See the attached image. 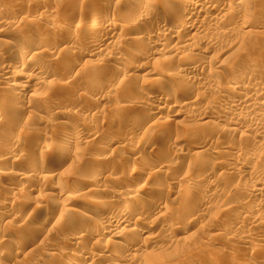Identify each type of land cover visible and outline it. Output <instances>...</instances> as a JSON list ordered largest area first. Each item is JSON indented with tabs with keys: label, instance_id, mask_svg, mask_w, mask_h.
<instances>
[{
	"label": "rangeland",
	"instance_id": "obj_1",
	"mask_svg": "<svg viewBox=\"0 0 264 264\" xmlns=\"http://www.w3.org/2000/svg\"><path fill=\"white\" fill-rule=\"evenodd\" d=\"M75 1L76 0H0V4L4 3L6 5L5 9L1 10L0 12V21H5V20L10 21L11 20L10 22H14V23L16 22L15 23L16 25L13 23V26H11L10 28L7 26L0 25V29L3 31V34L0 35V41H3V42H0V62L1 63L5 62L6 64L11 65L12 67H15L17 65L16 64L18 61L17 59H19L17 55L20 56V54H16V53H18V51L20 52V49L23 50L24 52L26 50H29L28 46L30 45V42L35 41V40H37L35 42L44 41L43 45L46 47L42 46L43 48L41 47V48H38L32 51V53H35L37 55V58L39 55L40 59H36L35 62L33 61L31 62L28 59L27 64L29 65L30 69L39 67L42 70H46L48 73L47 79H49L47 81H51L49 82V84H47V81H46L45 82L46 84H42L40 86L38 85L36 87L38 91H41L40 92L41 96L45 95L46 97L49 98L47 99V103H45L44 105H41L42 107H40V110L31 108V109H27L26 111H24L23 109L24 107L18 108V106L15 103L16 100H13V96L15 99L14 94L18 92L16 88L19 87V85L21 86L24 83L22 78L16 79L15 85L17 86L16 88L13 89L12 93L8 92L9 94H7L5 90L2 89L1 91V88H0V91L3 92V93L0 92V100L3 97L2 95H4V98H5V99H2L3 101L1 100L2 101L1 103L3 106V109H2L3 111L1 113V116L4 118L3 120L5 121V123H7L6 125L4 124L0 126V130H1L0 140L2 139L0 143L1 144L3 143L5 145L6 143L11 142L12 138H14L13 141L18 140V139L21 141V138H19V136L23 134L21 136L22 137L21 142H23V145L26 142L25 143L26 145L24 146L25 149H23V151L25 150L24 152L28 153L27 154L28 157L26 156L28 158V161L32 163H37L40 160L45 159V158L48 159V161H52L51 164L53 165L55 164V166H57L58 172L61 170L60 171L61 173L59 172V175H58L59 178H61L63 174H66L64 176H66L67 178L69 177L75 178V176L79 174L84 175V177L86 178L85 179L82 177L84 180L94 179L95 177L97 179L101 178L97 182L102 181L103 183H105L106 186L102 182H101L102 185L100 184V182L97 183L96 184L97 186L94 188V192L96 191L97 192L96 193L93 192L91 194L92 196L91 197L89 196V201H91L94 204H96L97 202L106 201L105 204L107 205L109 210L117 208V207L130 209L136 205L135 203L136 200L138 201L141 200L140 198H142L143 200L151 199L152 202L154 201V203H156L155 206L156 208H158L157 209L158 213L157 212L151 213V215L149 214V219L147 218L148 220H150L148 221V223H151L150 225L151 229L149 230L150 236H154V235L161 236V233L163 231H166L169 226H172V224H176V225L178 224L177 226L180 227L179 230L173 231V232L167 231L165 232L166 239L164 240L160 239L161 241L159 240L160 243H158V246L162 248L163 250L162 252L164 253L161 256V258L160 256H158V255H161L160 254L161 250L159 247H157V245L152 246L151 244L143 243L142 238H139L141 239L140 241L141 243H140L139 239H136V237H133L132 235H130L129 238H126L127 240L125 239L123 243L139 246L138 248L139 253L137 256L132 255L131 259L128 257L127 258L125 257L126 259H128L129 262H136L137 260L138 264H157L158 259H160L162 261L161 263L163 264H172V263L174 264V262H176L175 264H177L178 263L177 260L178 261L180 260L178 264H200V263L206 264L207 263L206 261L208 260L209 256H212L216 252L222 250V251H225V255L223 256V258L221 257V259H219L220 257H216L217 260L213 261L212 262L213 264H264V248L261 247L260 245L261 239L264 238V234H263L264 224L261 221L260 222L263 225H261V223L259 225H254L250 223L251 218H255V220H262L263 214H264V210L262 207L264 203V197L263 196H260L257 198L252 197L248 192V190L252 189L251 188L252 184L250 183L248 184V181H247V179L249 180L250 178L249 175H252L254 173L264 172V165H263L264 163H262L264 162V158H263L264 155L262 152H260V150L255 149V146H253L252 142L254 141V138L252 134L246 131L243 128L244 126L242 127L244 121H241L239 125L240 128L239 127L236 128V131L238 129L240 133L233 132L235 134L234 135L233 133L231 134L227 132V128H228V126L226 125L227 120L230 119V116L232 115L227 114V113L226 114L218 113L219 111L216 109V107L214 108V105L217 106L216 103L219 102V99L218 98L215 99L216 97L213 96V93H215V91H217L218 88H221L224 85V82H227V83L233 82L235 79L239 77H243L244 81L247 84L254 86L255 88H260V87L264 88V63H263L264 62V0H247V3L245 7L243 8L245 11L242 9L243 13L240 11L239 12L240 14L236 13L235 14L236 16L233 15L236 18L235 17L233 18L232 14L228 15L230 13L228 14L225 13L226 12L225 9L223 10V7L227 6L228 4L230 5L232 1L214 0V5H216L217 2L218 4L215 6V9L213 8L212 10L208 11L209 13H207V15L214 16L218 18L220 21L221 20L222 21L215 27H212V29H210L207 33L199 35V39L196 41V45L198 49L201 50V52L203 51V53L197 52L198 50L197 48H195L196 51L193 49L194 51L192 50V52L191 51L188 52V55L192 54L189 56L190 60L196 59L197 63L200 64L199 65L200 68L196 71L199 74L195 72V74L193 75L194 77H196L197 75V78L195 79H199V77H208L206 76V74L210 75L212 74V72L218 74L216 75L218 76L217 79L220 77L219 80H215L212 82L209 81L208 83L205 82L206 81L205 80L204 81L205 83L203 84H199L197 80H195L192 77H188V75H187L188 78L186 77L188 81L187 79L186 80L179 79L177 81V78L175 79V77H173L174 75L175 76L181 75V74L184 75L183 72L180 71L182 70L181 67L183 65L180 60H179L180 62L178 61V59L180 58L173 57L172 59V57H170L172 55L167 57L169 54H164L161 57H158V56L153 57L152 53L154 50L150 48L148 49V47L144 44V42L142 44V47L145 48V50L142 49L141 46H137L138 49L142 50V52L140 51L141 54H135V56L134 57L131 56V58L127 57L128 59L126 58V61L123 62L121 65L112 64V62H110L109 64L110 66H106L103 64V66H101L103 68L101 69L100 67L101 70L99 69L101 72L98 71L95 74H92L94 76V75H98L102 73L101 75L103 76V73H106V71H108L106 73L107 75L105 74L102 77V80L100 78H96L92 80V82L90 83L88 82L84 84V82H79L80 79H82L81 81H83V79L87 77L86 75L88 72H90L89 70L91 69L89 63L93 59L84 57L83 55H81V53H83L82 51L79 53V51L75 50L74 46H72L69 42H67L65 34L63 33L59 34L57 32V34L53 33L52 35L50 32V34L52 35L50 36L48 34V30H50L48 29L49 28L47 26L48 24L47 25L45 24L46 19L60 14L61 11L66 10V8H69V5L73 4ZM106 1L113 2V0H88V2L87 0H81V2L80 0H77L75 3L76 4L78 3L77 4L78 6L81 5L80 6L81 8L84 6L83 8H86L92 14L94 12L93 16L97 17V19L99 18L102 20L103 19L104 20H110V19L116 20L118 16L121 19H123L122 17H126L127 14L124 15L125 13H123L122 10H124V7L127 8V6L131 5L129 0L126 1L125 4L124 2L123 4L122 3L117 4L118 5L117 8H116L117 5L116 6L112 5L111 7H109V5L107 4L108 5L107 6L105 4ZM163 1L164 0H139L138 2L140 4L139 6H143V7L145 6L147 9H149V7L152 8V6L156 7L157 5H160L162 7V5L164 4L166 8H164V15L162 19L163 21L161 23H163V28L165 29L163 30L156 29L154 27V25L156 26L155 23L150 25V27L143 26V25L139 26L138 24H136L137 27L135 25L134 27H132L135 33L145 31L146 33H148V35H150L149 37H151V39L156 38L157 40L162 38L161 35L163 33H164L162 35L163 37H167L168 33L170 34V32L168 31L170 29L169 28L167 29V27L168 25L170 26V23H171V26L174 27L179 22V19L176 18L177 17L176 15L178 14L177 13L178 9L174 4H170V3L168 4V2L167 4H165L166 1H164V3H161ZM82 3H83V6H82ZM108 7H109V10H107ZM193 8L194 10L198 9L197 7H193ZM225 8H228V6ZM200 10H203V9H200ZM174 15H175V18H174ZM244 16H253V17L256 16L254 17L255 19L254 24L251 25L250 27L245 28L243 31H241L242 34H240L241 33L240 31L238 34V31H237V34L230 36V37L229 36L227 37L226 35L225 36L222 35L223 31H228V30L234 31L235 28L238 30V28L241 26V20L244 18ZM120 18L117 19L118 24L124 27L128 26V24H126L125 21L120 20ZM42 20H44L45 22H43ZM78 20L79 19H77L75 22L69 21L70 24L66 22V25L73 26L74 24H77ZM123 20H126V19H123ZM197 21L198 23L206 24L205 23L206 20H204L203 17L197 18ZM116 31H117L116 33H118V30ZM160 31L161 33L163 31V33L161 34ZM157 33L161 35H158ZM30 37L31 38L33 37L34 40L30 39ZM113 39H114V35L109 38V40L111 41ZM207 39H212L211 40L212 43L210 46L209 44L206 45ZM11 42L14 43L13 46L14 47L16 46L17 48H14L13 46H11L13 47V49L9 48L10 49L9 50L8 43H11ZM168 44L171 45L170 43ZM70 46H72L73 49H69L68 47ZM62 48L63 49L67 48L69 49L68 52L70 53L72 52V53L71 54L69 53L70 55H68V53L64 51ZM124 48L126 47L124 46V44H122L121 50H124ZM14 50H16V52ZM3 51L5 53L9 51L8 52L9 54H3ZM97 58L100 59V57H97ZM168 58L169 60H167ZM174 59H176L177 61ZM37 60L40 63L36 62ZM196 61H194V63ZM43 63L47 64L46 69H45V64ZM201 66L203 67L200 72L199 70L201 69ZM105 67H108L107 68L108 70L106 69L104 71ZM85 69H88V70L85 71ZM109 69L112 72H110ZM178 72H181V73H178ZM9 73L10 71H8L5 76H9L8 75ZM30 75L33 76L32 73ZM106 76H108V78H106ZM169 76L170 78H168ZM171 77L174 79H172ZM109 79L110 81H112L113 84L112 86L107 87V83L109 81L107 82L103 80H109ZM65 80L67 81L70 80L68 83H70L71 81H73L71 83L78 81V83H81L80 85H82L83 88L85 89L81 90L82 91V92L80 91L81 93L80 92L72 93L70 89L60 90L59 88H57L55 83L57 81L62 82ZM173 80H176V81L174 82ZM191 81L193 84L191 83ZM176 82L177 84L175 85ZM182 83H184L185 85H188L187 93L183 92L182 95L177 96L176 98L177 102H179L180 104H184V103L186 104L187 102L194 100L195 96H198L197 101H199L198 102L199 105H201V107L202 106L205 107L206 109H204L203 107H202L203 109H200V108H195V109L193 108L191 110L184 109V111L180 110V112L174 113V114H178L175 116L172 113H169V116L172 114V116L168 118V120L171 119L170 121L167 120L165 124L162 123L161 125L160 124L157 125L156 126L157 128L150 126L153 120L152 118L154 116H157L155 115V110H154V107L157 104V101H155L156 100L155 98H159L160 95L169 86L173 87V85L175 86L178 85L181 87L182 85V87H184V84ZM50 85L51 86L54 85V87H51ZM36 93H39V92H36ZM201 93L203 95H201ZM28 94L30 95L31 92H29ZM121 94L124 96V98ZM129 95H130V98H129ZM9 99L11 101H9ZM225 99L227 98H224V100L220 99V101L221 100L225 101ZM35 100L36 99H34L33 102H30L31 105L32 104L35 105L36 103ZM13 101L15 104L13 103ZM25 101L28 103L27 100ZM136 102H138V106ZM54 103L56 105L58 104V106H60L61 108V113H62L61 117L63 120L67 121L68 123L67 125L68 128L66 127L67 130L66 128H61V127L59 128V126L57 127V125L55 126V124L53 125L54 122L52 121H54L55 118L60 116V115L58 116L54 115L55 113L53 112L54 110L53 107H55L53 106ZM5 104H7L8 106L10 105V107L13 105L12 107L14 109L17 106L19 110L17 109L14 110L12 107L8 108V106L6 107ZM115 108H119L121 113L118 115L119 117L117 120L119 121L116 120L117 123L115 122L114 129L110 131L96 130V128H98V125L101 122L105 121L108 118V114H111V112H113ZM207 108L212 109V111L214 112L216 111L218 112L214 113L213 115L212 114L210 115L211 112L208 113L210 110ZM203 112L204 113L206 112L207 116H210L209 117L211 118L210 125H207L204 123V120L201 117V115L205 116L203 115L204 114ZM243 112H246L245 117H247V113H248L249 114L248 118L252 119V121L258 124V126L261 128L260 134L257 140H259V142H262V144H264V124L262 123V121L260 122L258 120V117L256 115L251 114L252 112L250 111H243ZM261 112L264 114V108L262 109ZM218 114L220 116H218ZM79 118L81 119L79 120ZM84 122H86L87 124H85ZM13 125H14V128H13ZM165 126L168 130L165 128ZM87 130L89 132L92 130L94 131L93 133L95 132L97 133L99 131V134H97L98 138L97 137H95L96 139L90 138L91 139L90 141L88 139L89 141L87 145L88 147L87 146L80 147L78 148L79 150H77L76 152H74L75 150L72 151L70 149L69 155L67 156L66 159L64 160L62 159L63 161H59L60 159L58 157H55V153L50 151L53 146L54 147L57 145L60 146V144L63 145V141L61 142V139L64 140L65 137L74 136V133L77 134V132L79 131L81 133H84V132L86 133L88 132ZM167 132H170V134H168ZM117 135H120V136L117 137ZM125 135L127 136L128 139L130 138L128 144H125L123 141H121V139H123V136L125 137ZM111 137H113L112 141H111ZM3 140L4 141L6 140L5 141L6 143ZM27 141L29 144H30V141L32 143L28 147H27V144H28ZM146 141H147V144L145 145ZM43 142L46 146L51 147L49 148V150L47 149L48 151L46 150V148L44 149V147L37 145L38 143L43 144ZM108 142L110 144L109 147L107 146ZM1 144H0V147L3 145ZM203 147L204 149L215 148L214 150L217 152L216 155H213V157L212 156L210 157L208 155H203V154L201 156L193 155V152H195V149L202 148L201 150H203ZM248 149H251V152L250 153L248 152L250 155H248V153L246 154ZM71 154L72 156H70ZM100 154L101 155L105 154L104 160L108 159L109 161L105 163L106 161L104 162V160H97V162L95 163L97 164V167H96V165L93 164L92 162H94L96 158H99L98 155ZM13 156L14 155L9 156V157L6 156V158L5 157L3 158L1 156V158L5 159V161H4V165L2 164L0 165L1 167L0 171H3L6 169L8 170V172L13 171V170L14 172H16L17 169L15 170L14 166L15 168L19 166L18 170L20 169L19 164L20 163L22 164L23 161L21 162L19 161L20 163H17L16 161L17 159L15 160V158L17 157L15 156L13 157ZM257 156H258V159H257ZM255 160L257 161L258 166L253 163L255 162ZM13 161H16L14 166H12ZM28 161L24 160L23 163L27 164ZM88 162H90V164H93V165H90ZM259 162L261 163L260 165H259ZM148 163L150 166H157V165L163 164V166L165 167L167 166L168 169L167 170L163 169L164 172H162L160 176L157 175L154 179L155 181L148 182L146 181V179L149 178L150 176V170H149L150 168H148L147 166ZM254 165H256V167ZM261 165L263 166V168L260 167ZM227 166H232V167L234 166L233 168L234 173L226 172L224 169ZM188 169H190L191 171ZM86 171L87 173H85ZM88 172L89 174L90 173L91 174L89 175ZM106 176L109 178H107ZM110 177L113 179V182ZM0 178L1 180L6 179L2 176ZM56 178L59 179L58 177ZM104 178L106 181L104 180ZM249 182H251V180H249ZM31 184L30 182H27V184L24 185L26 186L24 188L28 192L23 190L22 195H20L19 193V198L22 196L21 201L25 202L23 203L24 204L23 206L22 204H19V203L12 204L13 202L11 203L10 198L8 199L9 192H12V190H14L15 188L16 189L19 188L18 184L15 181H13L12 177L11 178L9 177L8 180H5V182L2 183L0 186V199H1L0 204L2 205V209L4 210L1 215V219H0V226H1L0 232H2L3 229H5L3 228L4 226L7 228L5 229V231H7L8 228L11 229V230L9 229L11 239L7 241V243L6 242L1 243L2 245L0 246V254L4 256L3 257L4 262L2 261V263L4 264H61L60 260L64 258L63 255H66V252H67V249L64 248L63 243L65 240H67L70 237V235L72 234V231H74L75 229L72 227L71 221L73 217H72V214H70L71 211L69 212V208L77 209L79 200H76L78 202L75 203V205L70 206L69 208H67L66 206L57 205L54 202L52 203L50 200L44 201V199L41 200L43 198L42 196H38V194H36V188L34 187L33 184H32L33 186ZM207 184L208 186H206ZM190 186L195 188L193 190L194 193H191L190 194L191 197L190 195L188 196L189 200L187 199L185 205L181 204L182 205L181 206L179 203L176 202V198L178 197V195L184 192L187 188H190ZM12 187L14 189H12ZM43 187H45L43 188V190H46L47 187L46 186H43ZM102 187L106 189L109 188L110 190H114L112 192H115V191L116 192L105 194L108 196L107 197L104 194H101L102 192H99L100 189H103ZM125 188H128V189L131 188L130 189L131 191H129L127 195L126 193L123 192V189ZM95 189L97 190L95 191ZM123 194H125L126 196ZM208 194L209 195L211 194L212 196L215 194L216 195L214 197L215 199L213 201H210L211 197L208 196ZM100 195H103V197ZM206 195L207 197H204ZM202 197H204V199L205 198L207 199L210 197L209 198L210 202L209 201L207 202V204L209 203L210 206H207V204H205L204 205L205 207L202 208V207H199V205L196 202H194V201L198 202L199 200L202 199ZM104 199L105 201H103ZM80 200H83V199H80ZM26 201H27L28 209L26 208ZM65 203L66 202H64V204ZM36 205H38V210L35 212L33 208ZM157 205L159 206L157 207ZM227 206L231 209V212L229 211L230 212L229 214L224 215L222 214L221 209ZM9 207L18 208V210L14 212L13 214L8 215L6 210L9 209ZM168 208L171 210H175L176 213L174 216H171L172 215L171 212H174V211H170ZM79 211H80V208H79ZM245 211L248 212V214L246 212V214L248 215L247 218H244L242 214V212H245ZM165 212H168L166 213L167 215L165 214ZM21 213L23 214V216ZM162 214L164 217H162ZM190 215L192 218L190 217ZM192 215H194L195 217H193ZM21 217L23 218L21 219ZM27 220L30 221L31 225L34 223L35 225L37 224L39 228H37V225H36L37 230L35 229L34 230L35 232L34 231L31 232V234H28L29 231H27L26 229L20 230L19 232L18 231L13 232V230L16 228L17 224L19 223L18 221L25 222ZM88 222L90 221L85 220L84 222L85 225H87ZM152 223H155V224H152ZM250 224L252 225L253 228L251 227ZM257 226H259V228ZM12 227L13 228L15 227V228L13 229ZM77 229L78 231L81 230L79 228ZM77 229L75 230L77 231ZM219 230L225 231V233H227L225 234L228 238V239L226 238L227 241H225L226 239H220V238L217 239V237H213L214 233L219 232ZM20 232L22 234H19ZM96 232H97L96 230H93L92 231L93 236L91 235L89 238L95 239ZM189 233L195 234V235L193 234L194 235L193 239L188 238L187 235ZM28 236L30 239L28 238ZM18 237L19 239L21 238L23 239L24 237H26L24 239H26L27 242H30V243H27L28 247H24V245L23 247H21V245L20 247L19 245L13 246V244H15L14 240ZM89 238L84 239V241H81L78 244V246H76L83 254L91 251L92 241ZM169 241H171L172 244L169 243ZM9 242H11L12 244ZM226 242L229 243L230 245H228ZM240 242H243L244 244ZM225 243L228 245L229 248L226 246ZM39 246L43 250H41ZM57 246L58 248L60 247V249L61 248L63 249V255H61L60 257L52 256L51 258H48V259L41 258V260H40V257L38 258L36 249L47 253V251L45 250L49 251V249L51 250L53 249V247L56 248ZM11 248L14 250H12ZM113 248L117 249L118 251L117 252L118 254H116V250H115V254H116L115 257H117V255H119L120 257L121 255L125 254L123 248L121 247H119L120 249L116 247H113ZM157 248H159V250ZM98 249L100 248H96V250ZM226 252H227V255H226ZM86 255L87 254H84V256ZM155 255L158 256L159 258L157 257L156 259L157 261L155 260L157 263L156 262L152 263L151 259L152 260L153 258L155 259V257H153ZM187 257L189 258L187 259ZM25 258L26 259L28 258V259L26 260ZM195 258L197 260L200 259L198 260L200 262L197 263L198 261ZM89 259L90 258L88 257L86 263L97 264L99 262H102L101 260H97L98 261L97 262L96 260H91V259L89 260Z\"/></svg>",
	"mask_w": 264,
	"mask_h": 264
},
{
	"label": "bare ground",
	"instance_id": "obj_2",
	"mask_svg": "<svg viewBox=\"0 0 264 264\" xmlns=\"http://www.w3.org/2000/svg\"><path fill=\"white\" fill-rule=\"evenodd\" d=\"M77 1V0H76ZM75 1V2H76ZM128 1V0H113V2H110V1H106V5L108 4L109 7H111L112 5L116 6L117 4H125V2ZM130 1V4L129 6H127V8L124 7V10H122L123 13H125L124 15H126V17H122L123 19H126V20H123L121 19L119 16L118 18H120V20L122 21H125L126 24H128V26L124 27V26H120L118 24V21L117 19L115 20H102V19H97V17H94V12L93 14L91 12H89L86 8H83V3H82V8L80 6H78L75 2L71 5H69V8H66V10H63L61 11L60 14L56 15V16H52L48 19H46L45 21L42 20L43 22H45V24L49 27L48 29V34L50 36L53 35V33H56L57 32L60 34V33H63L66 35V40L67 42H69L72 46H74V49L79 51V53L82 51L83 53H81V55H83L84 57H88V58H91L93 60H91V64L89 63L91 69L89 70L90 72L87 73V77L83 79V81H81L82 79H80L79 82H84L85 83H90L92 82V80L96 79V78H100L102 80V77L108 72L106 71V73H103V76L101 75L102 73L98 74V75H92V74H95L96 72H101L100 70L103 68L101 66L106 65V66H110V62H112V64H116V65H121L123 62L126 61V58L127 57H130L131 56H135V54H141L140 51L142 52L141 49H138L137 46H141L142 47V44L144 42V44L148 47V49H153V53H152V56H158V57H161L162 55L164 54H169L167 57H173L174 58H180L178 59V61L180 60L181 63L183 64L181 69L180 70L181 72H183L184 75H177V76H173L175 77V79L177 78V81L179 79H187L188 77H192V78H197V75L196 77H194L193 75L195 74V72L200 68L199 67V63H197L196 59L190 60V55H188V52H192V50L194 49L196 51L195 48L198 49L197 45H196V41L199 39V35L201 34H204V33H207L210 29H212V27H215L216 25H218L221 21L214 17V16H208L207 13H209L208 11L212 10L213 8L215 9V6L214 5V0H164L166 1L165 4H174L177 9H178V14L176 15L179 19V22L176 24V26H171V23H170V26L168 25L167 29L169 28L170 30H168L170 32V34L166 33L167 34V37H163L162 35L164 34L163 31L161 33L162 34H158V35H161L162 38H160L159 40H157L156 38H152L149 37L150 35H148V33H146L145 31H141V32H138V33H135L133 31V28L134 25L136 26V24H138L139 26L140 25H143V26H149L152 25L153 23L156 24V26L154 25V27L158 30H163L165 28H163V23H161L163 20V15H164V8H166V6L162 5V7L160 5H157L156 7L155 6H152V8L149 7V9H147L145 6V8L143 6H139V0H129ZM161 2V3H164ZM225 1V0H224ZM232 1V3H230V5L228 4V8H225L227 6H224L223 7V10L225 9V13H230L228 15H235L236 13H239L240 11L242 12V9L245 7L246 3H247V0H230ZM229 1V2H230ZM81 2V0H80ZM85 2V1H84ZM88 2V0H87ZM96 2V1H95ZM103 2V1H102ZM110 2V3H109ZM220 2V1H219ZM112 3V4H111ZM221 3V2H220ZM226 3V2H225ZM105 5V6H106ZM107 5V6H108ZM220 5V4H219ZM223 5V4H222ZM104 6V7H105ZM171 6V5H169ZM6 5L4 3H1L0 4V12L1 10L5 9ZM109 7L107 10H109ZM118 7V5L116 6V8ZM123 7V6H122ZM173 7V6H172ZM171 7V8H172ZM193 7H197L198 9L194 10ZM101 8V7H100ZM96 9V8H95ZM168 9V8H167ZM175 9V8H174ZM200 9H203V10H200ZM247 9V8H246ZM97 10V9H96ZM115 10V9H114ZM118 10V9H117ZM173 10V9H172ZM171 10V11H172ZM222 10V11H223ZM244 10V9H243ZM261 10V9H260ZM88 11V12H87ZM91 11V10H90ZM170 11V13H171ZM175 11V10H174ZM245 11V10H244ZM103 12V11H102ZM119 12V11H118ZM166 12V11H165ZM257 12V11H256ZM255 12V14H256ZM55 13V12H54ZM121 13V11H120ZM243 13V12H242ZM100 14V13H99ZM98 14V15H99ZM114 14V13H113ZM118 14V13H117ZM166 14V13H165ZM168 14V13H167ZM226 14V16H227ZM240 14V13H239ZM123 15V16H124ZM84 16V17H83ZM207 16V17H206ZM223 16V15H222ZM225 16V17H226ZM231 16V17H232ZM236 16V15H235ZM233 16V18L235 17ZM114 17V16H113ZM200 17H203L206 24L204 23H198L197 21V18H200ZM238 17V15H237ZM256 17V16H254ZM253 16H244V18L241 20V26L238 28V30L234 29V31L232 30H228V31H223L222 32V35H226L227 37L229 36H233L235 34H237V31H238V34H239V31H243L245 28L247 27H250L251 25L254 24L255 22V19H254ZM174 18H175V15H174ZM236 18V17H235ZM260 18V17H258ZM11 19V18H10ZM77 19L78 22L77 24H74L73 26H68L66 25V22L69 23V21L71 22H75ZM109 19V18H108ZM176 19V20H178ZM202 19V18H201ZM260 20V19H258ZM9 21V20H8ZM8 21H0V25H3V26H7V27H11L13 26V23L14 22H8ZM123 22V23H125ZM203 22V21H202ZM16 23V22H15ZM14 23V24H15ZM161 23V24H160ZM24 24V23H23ZM40 24V23H38ZM70 24V23H69ZM168 24V23H167ZM16 25V24H15ZM29 25V24H28ZM34 25V24H33ZM166 25V23H165ZM32 26V25H31ZM37 26V25H36ZM81 27V28H79ZM137 27V26H136ZM152 27V26H151ZM45 28V27H44ZM116 28V29H115ZM131 28V29H130ZM80 29V30H78ZM135 29V28H134ZM143 29V28H142ZM47 30V29H46ZM118 30V33H116ZM39 32V31H37ZM44 32V31H43ZM51 32V34H50ZM134 32V33H133ZM192 32V33H191ZM23 33V32H22ZM45 33V32H44ZM3 34V31L0 29V35ZM55 34V35H56ZM242 34V32L240 33ZM21 35V34H20ZM24 35V34H23ZM36 35V34H35ZM48 35V36H49ZM114 35V39L111 41L109 40L110 37H112ZM155 35V34H154ZM47 36V37H48ZM188 36V37H187ZM65 37V36H64ZM36 38V37H35ZM206 38V37H205ZM209 38V37H208ZM30 39L34 40L33 37ZM49 39V38H47ZM53 39V38H52ZM202 39V38H201ZM31 40V41H32ZM209 40V42H208ZM211 40L212 39H207V44H209V46L211 45ZM37 41V40H35ZM35 41H32L30 42V45L28 46L29 50H26L23 52V50L20 49V52L18 51V53L16 54H20L17 55L19 57V59H17V65L15 67H12L11 65H8L6 64L5 62H0V88H1V91L2 89L6 91L7 94L9 93H12L13 89L16 88L17 85H15V81L16 79L18 78H22V80L24 81V83L19 87L16 88V90H18V92H16L15 95V99H14V96H13V100H16L15 103L16 105L19 107H24V111H26L27 109H39L40 110V107H42L41 105H44L45 103H47V99H49L48 97H46L45 95L44 96H41L40 92L41 91H38V89L36 88L38 85H42V84H46L45 82L49 79H47V71L46 70H42L41 68L39 67H35L34 69H30L29 68V65L27 64L28 63V59L29 61H33L35 62L36 59H40L39 58V55H38V58H37V55L35 53H32V51L38 49V48H41L42 46L43 47H46L44 46V41H41V42H35ZM63 41V39H62ZM61 41V43H62ZM204 41V40H203ZM0 42H3V41H0ZM17 43V42H16ZM168 43H170L171 45H169ZM204 43V42H203ZM9 46H8V49L9 48H12L13 49V45L14 43H8ZM18 44V43H17ZM16 44V45H17ZM47 44V43H46ZM45 44V45H46ZM51 44V43H50ZM122 44H124V46L126 48H124V50H121V47H122ZM245 44V43H244ZM58 45V44H57ZM13 46V47H11ZM72 46L68 47L69 49H73ZM42 47V48H43ZM48 47V46H47ZM55 47V46H54ZM59 47V46H58ZM140 47V48H141ZM14 48H17L16 46ZM56 48V47H55ZM60 48V47H59ZM58 48V49H59ZM11 49V50H12ZM63 49V48H62ZM69 49H63L64 51H66L68 53V55H70L71 53L68 52ZM142 49L145 50V48L142 47ZM147 49V50H148ZM189 49V50H188ZM10 50V49H9ZM17 50V49H16ZM16 50H14L16 52ZM73 50V51H75ZM143 50V52H144ZM193 50V51H194ZM13 51V52H14ZM61 51V49H60ZM151 51V50H150ZM7 52V51H6ZM9 52V51H8ZM5 53L3 51V54H9V53ZM11 52V51H10ZM59 52V51H58ZM147 52V51H146ZM187 52V53H185ZM197 52L199 53H203V51L201 52L200 49L197 50ZM70 53V54H69ZM185 53V54H184ZM205 53V52H204ZM14 54V53H13ZM145 54V53H144ZM143 54V55H144ZM73 55V54H72ZM200 55V54H199ZM2 56V55H1ZM5 56V55H4ZM16 56V55H15ZM64 56V55H63ZM141 56V55H140ZM139 56V57H140ZM97 57H100L97 58ZM194 57V56H193ZM197 57V56H196ZM10 58V57H9ZM15 58V57H14ZM13 58V60H14ZM96 58V59H94ZM211 58V57H210ZM128 59V58H127ZM44 60V59H43ZM48 60V59H47ZM164 60V59H163ZM162 60V61H163ZM169 60V58L167 59ZM171 60V58H170ZM176 60V59H174ZM252 60V59H251ZM40 61V60H39ZM87 61V60H86ZM177 61V60H176ZM179 61V62H180ZM190 61V62H189ZM194 61H196L195 64ZM38 62V60L36 61ZM45 62V61H44ZM175 62V61H174ZM40 63V62H38ZM264 63V62H263ZM45 64V69L47 68V64L46 63H43ZM87 64V63H86ZM256 64V63H255ZM259 64V63H258ZM37 65V64H36ZM41 65V64H40ZM84 65V64H83ZM88 65V64H87ZM168 65V64H167ZM165 65V66H167ZM260 65V64H259ZM14 66V65H13ZM113 66V65H112ZM34 67V66H33ZM101 67V69H100ZM202 67L201 66V69L199 70L201 72L202 70ZM232 67V65H231ZM87 68V67H86ZM108 67H105L104 68V71L107 69ZM176 68V67H175ZM100 69V70H99ZM111 69V68H110ZM109 69L110 72H112L111 70ZM174 69V68H173ZM180 69V68H179ZM205 69V68H204ZM232 69V68H231ZM88 70V69H85V71ZM108 70V69H107ZM115 70V69H114ZM10 71V73L8 74L9 76H5L7 74V72ZM103 71V70H102ZM103 71V72H104ZM30 72V73H29ZM181 72H178V73H181ZM33 74L30 75V74ZM85 73V72H84ZM197 73V72H196ZM218 73V72H217ZM111 74V73H110ZM199 74V73H197ZM222 74V73H220ZM240 74V73H239ZM107 75V74H106ZM109 75V73H108ZM149 75V74H148ZM188 75V77H187ZM218 74L212 72V74H206V76L208 77H199V79H195L197 80V82L199 84H203L205 82H209V81H215V80H219V78L217 79L218 76H216ZM4 76V77H3ZM50 76V75H49ZM48 76V78H49ZM80 76V75H79ZM113 76V75H112ZM81 77V76H80ZM180 77V78H179ZM187 77V78H186ZM34 78V79H33ZM79 78V77H78ZM106 78H108V76H106ZM113 78V77H112ZM170 78V76L168 77ZM172 78V77H171ZM224 78V77H223ZM104 79V78H103ZM174 79V78H172ZM193 79V80H194ZM182 80V81H183ZM206 80V81H205ZM61 81V80H60ZM56 82L55 85L57 86V88H59L60 90L61 89H70L73 92L77 93V92H80L81 90H84L85 88H83L82 85H80L81 83H78V81L74 82V83H71L73 81H71L70 83H68L70 80H65V81H62V82ZM67 81V82H66ZM86 81V82H85ZM99 81V80H98ZM103 81H109L107 83V87L108 86H112V81L109 80H103ZM174 82L176 80H173ZM188 81V79H187ZM205 81V82H204ZM49 82L51 81H47V84H49ZM54 82V81H53ZM52 82V84H53ZM96 82V81H95ZM102 82V81H101ZM196 82V81H195ZM194 82V83H195ZM185 83V82H184ZM182 83V84H184ZM190 83V82H189ZM192 83V81H191ZM177 84V82L175 83V85ZM193 84V83H192ZM191 84V85H192ZM221 84V83H220ZM87 85V84H86ZM93 85V84H92ZM100 85V84H99ZM173 85V87H168L161 95L159 98H155L157 101V104L155 105L154 107V110H155V115L157 116H154L152 119V122L150 124V126H153V127H156L157 125H161L162 123L165 124V122H167L168 118H170V116H172V114L175 116V115H178V114H174V113H178L181 111H184V109H195V108H200V109H206L205 107H201V105H199V101L198 100V96H195V99L194 100H191L190 102H187L186 104H180L179 102H177L176 98L177 96H180L183 94V92H186L187 93V89H188V85H185L184 84V87H181L180 86H175ZM190 85V84H189ZM212 85V84H211ZM51 86V85H50ZM194 86V85H193ZM49 87V85H48ZM51 87H54L51 86ZM85 87V86H84ZM190 87V86H189ZM221 87V86H220ZM47 88V87H46ZM83 88V89H82ZM96 88V87H95ZM190 89V88H189ZM44 90V89H43ZM52 90V89H51ZM92 90V89H91ZM126 90V89H125ZM129 90V89H128ZM131 90V89H130ZM211 90V89H210ZM0 91V92H1ZM4 91V93H5ZM15 91V90H14ZM46 91V90H45ZM103 91V90H102ZM118 91V90H117ZM116 91V92H117ZM189 91V90H188ZM9 92V93H8ZM31 92V94L29 95L28 93ZM36 92H39V93H36ZM82 92V91H81ZM80 92V93H81ZM110 92V90H109ZM3 93V92H1ZM43 93V91H42ZM97 93V92H96ZM133 93V92H132ZM99 94V93H98ZM28 95V96H27ZM43 95V94H42ZM47 95V94H46ZM68 95V94H67ZM84 95V94H83ZM114 95V94H113ZM122 95V94H121ZM135 95V94H134ZM157 95V94H156ZM201 95H203L201 93ZM3 97L1 98L2 99H5L4 98V95H2ZM6 96V95H5ZM9 96V95H8ZM82 96V94H81ZM123 96V95H122ZM213 96L216 97L215 99H219V102L216 103L217 106L214 105V108L216 107V109L219 111H216L218 113H227V114H230L232 116H230V119L227 120V132L229 133H240L237 129L236 131V128L239 127L241 121H244L242 127L248 131L249 133L252 134L253 138H254V141L252 142L253 143V146H255V149H258L260 150V152L263 153L264 155V144H262V142H259L258 139V136L260 134V130L261 128L258 126V124L254 123V121H252V119L248 118V113H247V117L246 116V112H243V111H250L252 112L251 114L253 115H256L258 117V120L264 124V114L261 112L262 109L264 108V88H255L254 86H251L249 84H247L245 81H244V78L243 77H239L237 79H235L233 82H224V85L221 87V88H218L217 91H215V93H213ZM26 97V98H25ZM127 97V96H126ZM7 98V97H6ZM124 98V96H123ZM129 98H130V95H129ZM224 98H227L225 99V101H222L224 100ZM36 99V103L34 106L31 105L30 102H33V100ZM103 99V97H102ZM220 99H222L220 101ZM0 100V126L1 125H6L7 123H5V121L3 120L4 118L1 116V113H2V109H3V106H2V101ZM27 100L28 103L25 101ZM214 100V99H213ZM9 101H11L9 99ZM8 101V102H9ZM201 101V100H200ZM217 101V100H216ZM131 102V101H130ZM210 102V101H209ZM14 103V101H13ZM14 103V104H15ZM137 103V106H138V102ZM201 103V102H200ZM8 104V103H7ZM5 104V106L7 107L8 105ZM207 104V103H206ZM51 105V104H50ZM60 105V104H59ZM211 105V104H210ZM13 106V105H12ZM11 106V107H12ZM17 106L15 107V109L19 110L17 108ZM53 107L54 110L53 112L54 115L58 116L60 115L59 117L55 118L53 125L55 124V126L57 125V127L59 126V128H66L68 123L67 121L63 120L61 115V108L60 106H58V104L56 105L55 103L53 104ZM136 106V108H137ZM10 107V105L8 106V108ZM10 107V108H11ZM51 107V106H50ZM62 107V106H61ZM208 107V106H206ZM212 107V106H211ZM13 108V107H12ZM21 108V109H22ZM26 108V109H25ZM213 108V107H212ZM14 109V108H13ZM14 109V110H15ZM128 109V108H127ZM132 109V108H131ZM209 109L210 111L208 113H210V115L216 113L214 111H212V109L210 108H207ZM7 110V109H6ZM12 111V110H11ZM29 111V110H28ZM27 111V112H28ZM206 111V110H205ZM30 112V111H29ZM125 112V111H124ZM121 113L120 109L119 108H115V110H113V112H111V114H108V118L101 122L99 125H98V128H96V130H99V131H110L112 129H114L115 127V122L116 120L118 119V115ZM169 113H172L170 116H169ZM182 113V112H181ZM204 113V112H203ZM28 114V113H27ZM30 114V113H29ZM64 114V112H63ZM203 115L205 116H202V119L204 120V123L207 124V125H210V119L209 118L210 116H207V113L205 112ZM14 116V115H13ZM30 116V115H29ZM73 116V115H72ZM80 116V115H79ZM173 116V117H174ZM187 116V115H186ZM218 116H220L218 114ZM54 117V116H53ZM204 117V118H203ZM213 117V116H212ZM77 118V117H76ZM92 118V117H91ZM43 119V118H42ZM81 118H79L80 120ZM223 119V118H221ZM44 120V119H43ZM49 120V119H48ZM171 120V119H170ZM168 120V121H170ZM218 120V119H216ZM7 121V120H6ZM41 121V120H40ZM119 121V120H117ZM188 121V120H187ZM226 121V120H225ZM47 123V121H46ZM85 124H87L86 122H84ZM90 123V122H89ZM88 123V124H89ZM117 123V122H116ZM150 123V122H149ZM169 124V123H168ZM167 124V125H168ZM179 124V123H177ZM48 125V124H47ZM52 125V127H53ZM118 125V124H116ZM166 125V126H167ZM260 125V123H259ZM49 126V125H48ZM149 126V127H150ZM163 126V125H162ZM165 126V128H166ZM117 127V126H116ZM159 127V126H158ZM170 127V126H169ZM3 128V126H2ZM13 128H14V125H13ZM68 128V127H67ZM66 128V130H67ZM127 128V127H126ZM157 128V127H156ZM240 128V127H239ZM55 129V128H54ZM167 129V128H166ZM38 130V129H37ZM69 130V129H68ZM82 130V129H81ZM95 130V129H94ZM123 130V129H122ZM168 130V129H167ZM170 130V129H169ZM1 131V130H0ZM88 131V130H87ZM99 131L96 133H93L94 131H88V132H84V133H81L80 131L77 132V134L74 133V136H68V137H65L64 140L61 139V142L63 141V145L60 144V146H53L52 149L50 151H52L53 153H55V157H58L60 160L59 161H63L64 159L67 158V156L69 155V151L70 149L73 151L75 150L74 152H76L77 150H79L78 148L80 147H84V146H87L89 141L91 140L90 138H93V139H96L95 137L98 138L97 134H99ZM114 131V130H113ZM163 131V130H162ZM215 131V130H214ZM225 131V130H224ZM31 132V131H30ZM115 132V131H114ZM242 132V131H241ZM103 133V132H102ZM113 133V132H112ZM168 134H170V132H167ZM225 133V132H224ZM262 133V132H261ZM3 134V133H2ZM101 134V133H100ZM123 134V133H122ZM127 134V133H126ZM160 134V133H159ZM213 134V133H212ZM234 134V133H233ZM242 134V133H241ZM240 134V135H241ZM23 135V134H22ZM21 135V136H22ZM109 135V134H108ZM167 135V134H166ZM235 135V134H234ZM8 136V135H7ZM10 136V135H9ZM12 136V135H11ZM19 136V138H21V141H22V137ZM120 136V135H117V137ZM130 136V135H128ZM165 136V135H164ZM170 136V135H169ZM4 137V136H3ZM6 137V136H5ZM62 137V136H61ZM7 138V137H6ZM11 138V137H10ZM212 138V137H211ZM252 138V139H253ZM5 139V138H4ZM14 138H12V141L9 142V143H6L4 140V142L6 143L5 145L1 144L2 146L0 147V165H4V161L5 159H3L4 157L6 158V156H12L14 155L15 157V160L17 161V163H20L21 161L24 162V160H27L28 161V153L24 152L23 149H25V143L23 145V142H21L19 139L18 140H15L13 141ZM24 139V138H23ZM89 139V141H88ZM92 139V140H93ZM113 137H111V141H112ZM121 139V138H120ZM130 139V138H129ZM129 139L127 138V136L125 135V137L123 136V139H121V141H123L125 144H128L129 142ZM191 139V138H190ZM2 140V139H1ZM0 140V142H1ZM11 140V139H10ZM25 140V139H24ZM248 140V139H247ZM251 140V139H250ZM120 141V140H119ZM33 142V141H32ZM228 142V141H227ZM230 142V141H229ZM246 142V141H245ZM249 142V141H248ZM28 143V141H27ZM93 143V141H92ZM101 143V141H100ZM29 144V143H28ZM27 144V147L30 146L32 143L30 141V144L28 145ZM106 144V143H105ZM104 144V145H105ZM113 144V143H112ZM131 144V142H130ZM147 144V141L145 143V145ZM38 146H42L44 147V149L46 148V150L49 148H51L50 146H46L43 142L42 143H38L37 144ZM109 142L107 143V146L109 147ZM144 145V144H143ZM230 145V144H229ZM46 146V147H45ZM106 146V147H107ZM88 147V146H87ZM126 147V146H125ZM142 147V145H141ZM202 147V146H201ZM86 148V147H85ZM93 148V147H92ZM95 148V147H94ZM96 149V148H95ZM202 149V148H201ZM199 148L195 149V152H193V155H197V156H201L202 154L203 155H208V156H212L213 155H216V151L214 150L215 148H211V149H204L203 147V150H201ZM253 149V148H252ZM262 149V150H261ZM47 150V151H48ZM100 151V150H99ZM102 151V150H101ZM24 152V153H23ZM73 152V153H74ZM94 152V151H93ZM250 153L251 152V149H248L246 154L247 153ZM2 153V154H1ZM47 153V152H46ZM49 153V152H48ZM92 153V152H91ZM114 153V152H113ZM248 153V155H250ZM253 153V152H252ZM261 153V154H262ZM89 154V153H88ZM116 154V153H115ZM51 155V154H50ZM87 155V154H86ZM117 155V154H116ZM1 156L3 158H1ZM13 156V157H14ZM27 156V157H26ZM72 156V154L70 155ZM88 156V155H87ZM105 154L103 155H98L99 158H96V160L94 162H92L93 164H95L97 162V160H104V157ZM109 157V156H108ZM107 157V158H108ZM111 157V156H110ZM207 157V156H206ZM254 158V157H253ZM261 158V156H260ZM259 158V159H260ZM264 158V156H263ZM33 159V158H32ZM42 159V158H41ZM63 159V160H62ZM257 159H258V156H257ZM7 160V159H6ZM113 160V159H112ZM262 160V159H261ZM16 161H13L12 162V166L15 165ZM20 161V162H19ZM38 161V160H37ZM58 161V162H59ZM106 161V162H105ZM107 161H109L108 159L107 160H104L105 163H107ZM7 162V161H6ZM24 165H22L21 163L19 164L20 165V169L18 170L19 166L15 168L14 166V169L17 171L14 172L13 171H9L8 170H3V171H0V177H4L6 178L5 180H8V178L12 177L13 178V181H15L19 188L18 189H14L12 187V192H9V195H8V199L10 198L11 200V203L14 204V203H19V204H22V206L24 205L23 203L25 202H22L21 201V197L19 198V193L20 195H22L23 193V190H25L26 192H28L24 187L25 184H27V182H30V184L32 183L34 185V187L36 188V194H38V196H42L43 198L41 200L44 199V201H51L52 203H56L57 205H61V206H66L67 208H69L70 206H73L75 205V203H77L78 201L76 200H79V203H78V208L77 209H71L69 208V212L71 211L70 214H72V227L77 229H81L77 231L74 229V231H72V234L70 235V237L64 241V248L67 249V252H66V255H63V249L60 247L58 248V246L56 248L53 247V249H49L48 250H45L47 251L46 252H42L40 250H37L36 249V253L38 254V258L40 257V260L41 258H44V259H48V258H51L52 256L53 257H60L61 255L64 256V258L61 261V264H93V263H86L87 261V258L89 257L91 260H101L102 262H99L97 264H138L137 260L136 262H129L128 259H126L127 257L128 258H132V255L134 256H137L138 255V248L139 246L138 245H129V244H125L123 243L125 241L126 238H129L130 235H132L133 237H136V239H139V238H142L143 240V243H146V244H151L152 246H158V243L159 240H164L166 239V234L165 232L169 231V232H173V231H177L180 229L179 226H177L176 224H172V226H169L167 228L166 231H163L161 233V236L157 235V236H150V232L149 230L151 229V223H148V220L149 219V214L151 215V213H158L156 206L154 203V201L152 202L151 199L149 200H143L142 198H140L138 200H136V205L133 207V208H120V207H117V208H114V209H108L107 205L105 204L106 201L105 199L103 201L105 202H97L96 204L92 203L91 201H89V196L91 197L92 193L94 192V188L97 186L96 184L99 183L97 182L98 180H100L99 178L97 179L96 177L94 179H88V180H84L83 178L84 175H76L75 178L72 177V178H67L66 174H61L62 177L59 178V171L58 172V168L57 166H55V164H51L52 161H48V159H42L40 160L39 162L37 163H32L30 161L27 162V164L23 163ZM100 162V161H98ZM103 162V161H102ZM111 162V160H110ZM256 162V163H255ZM255 162H253L254 164L257 165V161L255 160ZM54 163V162H53ZM90 164V162H88ZM109 163V162H108ZM264 163V162H262ZM93 164H90V165H93ZM252 164V163H251ZM261 163L259 162V165ZM63 165V164H62ZM96 167H97V164H95ZM94 165V166H95ZM108 165V164H107ZM147 165V164H146ZM154 165V164H152ZM256 165H254L256 167ZM264 165V164H263ZM145 166V165H143ZM148 168H150V176L149 178L146 179V181L148 182H153L155 181V177L158 175L160 176V174L162 172H164L163 169H168L167 166H163L162 165H157V166H150L149 163H148ZM258 166V165H257ZM8 167V166H6ZM90 167V166H89ZM92 167V166H91ZM99 167V166H98ZM102 167V166H101ZM100 167V168H101ZM112 167V165H111ZM115 167V166H114ZM113 167V168H114ZM253 167V166H252ZM254 167V168H255ZM260 167L263 168V166L261 165ZM1 168V167H0ZM3 168V167H2ZM110 168V167H109ZM234 166H227L224 170L226 172H233L234 173ZM4 169V168H3ZM13 169V168H12ZM91 169V168H90ZM141 169V168H140ZM191 169V168H190ZM188 169V170H190ZM93 170V168H92ZM100 170V169H99ZM105 170V169H104ZM111 170V169H110ZM192 170V169H191ZM190 170V171H191ZM90 171V170H89ZM101 171V170H100ZM93 172V171H92ZM104 172V171H103ZM110 172V171H109ZM114 172V171H113ZM225 172V173H226ZM61 173V172H60ZM87 173V171L85 172ZM116 173V172H115ZM132 173V172H131ZM89 174V172H88ZM91 174V173H90ZM89 174V175H90ZM117 174V173H116ZM224 174V173H223ZM232 175V174H230ZM73 176V175H72ZM87 176V175H85ZM96 176V175H95ZM109 176V175H108ZM112 176V175H111ZM114 176V175H113ZM128 176V175H127ZM126 176V177H127ZM56 177H58L59 179H57ZM83 177V178H82ZM89 177V176H88ZM107 177V176H106ZM249 180H251V182H249V180L247 179L248 181V184H252L250 190H248L249 194L252 196V197H260V196H263L264 197V172H261V173H254L252 175H249ZM109 178V177H107ZM111 178V177H110ZM130 178V177H129ZM56 179V180H55ZM86 179V178H85ZM112 179V178H111ZM5 180H1L0 178V186L2 183L5 182ZM105 180V178H104ZM115 180V179H114ZM130 180V179H129ZM128 180V181H129ZM199 180V179H198ZM197 180V181H198ZM204 180V179H203ZM10 181V179H9ZM106 181V180H105ZM102 182V181H101ZM100 182V184L102 185V183ZM112 182H113V179H112ZM202 182V181H200ZM245 182V181H244ZM7 183V182H6ZM107 183V182H106ZM115 183V182H114ZM31 184V185H32ZM105 185V183H103ZM110 184V183H109ZM116 184V183H115ZM153 184V183H152ZM32 185V186H33ZM103 185V186H104ZM124 185V184H123ZM192 185V184H191ZM29 186V185H27ZM43 186H46V190H43ZM106 186V185H105ZM104 186V187H105ZM205 186V185H204ZM208 186V184L206 185ZM102 187L103 189H100L102 191L99 190V192H102L101 194H109L111 193L112 191L114 190H110L109 188H104ZM109 187V186H108ZM210 187V186H209ZM3 188V187H2ZM1 188V189H2ZM113 188V187H112ZM172 188V187H171ZM29 189V188H28ZM120 189V188H119ZM131 189V188H130ZM130 189L128 188H125L123 189V192L126 193H129V191H131ZM155 189V188H154ZM195 188L190 186V188H187L184 192H182L180 195H178V197L176 198V202L179 203L180 205H185L187 199L189 200L188 196L191 194V193H194L193 190ZM9 190V189H8ZM32 190V189H31ZM97 189H95L96 191ZM236 190V189H235ZM11 191V190H10ZM22 191V192H20ZM33 191V190H32ZM161 191V190H159ZM233 191V190H232ZM231 191V192H232ZM97 192V191H96ZM94 192V193H96ZM116 192V191H115ZM115 192H112V193H115ZM5 193V192H4ZM8 193V192H7ZM120 193V192H119ZM262 194V195H261ZM26 195V194H25ZM125 195V194H123ZM125 195V196H126ZM132 195V194H131ZM5 196V195H4ZM103 197V195H100ZM107 196V195H105ZM104 196V198H105ZM208 196L211 197V200L210 201H213L215 198V194L212 196L211 194ZM7 197V196H6ZM108 197V196H107ZM151 197V196H150ZM155 197V196H154ZM191 197V195H190ZM204 197H207L204 196ZM202 197L201 200H199L198 202L197 201H194L196 202L199 207H205L204 205L207 204V202L209 201V198H205ZM248 197V195H247ZM28 198V197H27ZM88 198V199H86ZM126 198V197H125ZM148 198V197H147ZM199 198V197H198ZM7 199V198H6ZM80 199H83V200H80ZM91 199V198H90ZM94 199V198H93ZM107 199V198H106ZM191 199V198H190ZM247 199V198H246ZM250 199V198H249ZM1 200V199H0ZM27 200V199H25ZM40 200V201H41ZM158 200V199H157ZM244 200V199H243ZM24 201V199H23ZM76 201V202H75ZM94 201V200H93ZM209 201V202H210ZM29 202V201H28ZM64 202H66L64 204ZM190 202V201H189ZM188 202V203H189ZM134 203V204H135ZM243 203V202H242ZM55 204V205H56ZM178 204V205H179ZM209 204V203H208ZM207 206H210V204ZM118 205V204H117ZM129 205V204H127ZM126 205V206H127ZM181 205V206H182ZM242 205V204H241ZM244 205V204H243ZM21 206V207H22ZM40 206V205H39ZM111 206V205H110ZM116 206V205H115ZM159 205H157L158 207ZM194 206V205H193ZM197 206V205H196ZM15 207V206H13ZM18 207V206H17ZM167 207V206H166ZM191 207V206H190ZM243 207V206H242ZM263 207V210H264V203L262 205ZM6 208V207H5ZM9 207V209L6 210V212L9 214H13L14 212H16L18 210V208H11ZM20 208V207H19ZM26 208H27V201H26ZM79 208H80V211H79ZM196 208V207H195ZM194 208V209H195ZM246 208V207H245ZM28 209V208H27ZM41 209V208H39ZM82 209V210H81ZM169 209V208H168ZM176 209V208H175ZM26 210V209H25ZM33 210L36 212L38 210V205H36ZM32 210V211H33ZM166 210V208H165ZM170 211H174V212H171L172 215L171 216H174L175 215V210H171L169 209ZM222 211V214H229L231 212V209L227 206V207H223L221 209ZM3 209H2V205L0 204V219H1V215L3 213ZM68 211V210H67ZM230 211V212H229ZM169 212V211H168ZM168 212H165L168 213ZM188 212V211H187ZM247 211L245 212H242L244 218H247L248 217V212L246 214ZM26 213V212H25ZM32 213V212H31ZM22 214V213H21ZM104 214V216H103ZM164 214V213H163ZM162 214V217H164ZM193 214V213H192ZM15 215V214H14ZM34 215V214H33ZM167 215V214H166ZM169 215V214H168ZM16 216V215H15ZM23 216V214H22ZM193 217H195L194 215H192ZM30 217V216H29ZM33 217V216H32ZM191 217V215H190ZM3 218V216H2ZM14 218V217H13ZM20 218V217H19ZM23 217H21L22 219ZM148 218V219H147ZM192 218V217H191ZM16 220V219H15ZM24 220V219H23ZM22 220V221H23ZM85 220H89L90 222H88L87 225H85ZM263 220V221H262ZM262 220H255V218H251V221L250 223L251 224H254V225H259L261 222L264 224V214H263V218ZM60 221V220H59ZM179 221V220H177ZM261 221V222H260ZM19 223L17 224L16 228L14 229L13 227V232L14 231H20V230H24L26 229L28 232V234H31V232H33L35 229H36V225L35 223L34 224H30V221H25V222H20L18 221ZM70 222V220H69ZM152 222V220H151ZM155 222V221H154ZM175 222V221H174ZM17 223V222H16ZM60 223V222H59ZM261 223V225H263ZM62 224V223H61ZM66 224V223H65ZM69 224V223H68ZM152 224H155V223H152ZM166 224V223H165ZM250 224V225H251ZM30 225V226H29ZM58 225V224H57ZM60 225V224H59ZM170 225V224H169ZM4 226V225H3ZM14 226V225H12ZM48 226V225H47ZM168 226V225H167ZM177 226V227H176ZM1 227V226H0ZM252 227V225H251ZM255 227V226H254ZM259 228V226H257ZM5 229H7L5 226L3 227ZM37 228L38 225H37ZM45 228V227H44ZM72 228V229H73ZM253 228V227H252ZM3 232H0V246L2 245L1 243H7V241H9L11 238H10V233H9V229L7 231ZM237 229V228H236ZM248 229V228H247ZM11 230V229H10ZM25 230V231H26ZM37 230V229H36ZM93 230H96V235H95V239H91L89 238L93 233L92 231ZM161 230V229H160ZM261 230V229H260ZM45 231V230H44ZM249 231V230H248ZM252 231V230H251ZM254 231V229H253ZM12 232V231H10ZM24 232V231H23ZM35 232V231H34ZM37 232V231H36ZM259 232V231H258ZM48 233V232H47ZM246 233V232H245ZM253 233V232H252ZM14 234V233H13ZM19 234H22L21 232ZM25 234V233H24ZM23 234V235H24ZM95 234V233H94ZM194 234V233H193ZM192 233H189L187 236L188 238H194ZM227 233H225V231H220L219 232H216L214 233V236L213 237H217L220 238V239H226L227 236L225 235ZM264 234V233H263ZM17 235V234H16ZM248 235V234H247ZM14 236V235H12ZM93 236V235H92ZM131 236V237H132ZM22 237V236H21ZM45 237V236H44ZM26 238V237H24ZM19 239L16 238L14 240V243L13 246L15 245H21V247H28L27 243H30V242H27L26 239ZM29 238V236H28ZM33 238V237H32ZM91 239V244H92V247H91V251H89L88 253H84V254H87L86 256H84V254L76 247L78 246V244L81 242V241H84V239ZM247 238V237H246ZM30 239V238H29ZM187 239V238H186ZM228 239V238H227ZM227 239L225 241H227ZM48 240V239H47ZM127 240V239H126ZM160 240V241H161ZM195 240V239H194ZM29 241V240H28ZM141 241V239H139V242ZM241 241V240H240ZM45 242V241H44ZM261 247L264 248V238L261 239ZM11 243V242H9ZM26 243V244H25ZM141 243V242H140ZM169 243H171V241H169ZM227 243V242H226ZM225 243V244H226ZM240 243H243V242H240ZM12 244V243H11ZM41 244V243H40ZM103 244V245H101ZM172 244V243H171ZM228 245H230L229 243H227ZM226 244V246L228 247V245ZM244 244V243H243ZM26 245V246H25ZM83 245V244H82ZM86 245V244H85ZM145 245V244H143ZM170 245V244H169ZM51 246V245H50ZM102 246V247H101ZM161 246V245H160ZM40 247V246H39ZM70 247V248H69ZM113 247H116V248H123L125 254L124 255H121L123 257H119V255L116 256V254H118L117 252V249L113 248ZM37 248V247H36ZM44 248V247H43ZM96 248H100L98 250H96ZM160 248V247H159ZM159 248H157L159 250ZM229 248V247H228ZM262 248V249H263ZM12 249V248H11ZM20 249V248H19ZM24 249V248H22ZM41 249V247H40ZM45 249V248H44ZM85 249V248H84ZM120 249V248H119ZM165 249V248H163ZM227 249V248H226ZM14 250V249H12ZM43 250V249H41ZM115 250H116V254H115ZM161 252L163 251L162 248H160ZM219 250V249H218ZM24 251V250H23ZM32 251V250H31ZM165 251V250H164ZM34 252V251H33ZM32 252V253H33ZM65 252V251H64ZM159 252V251H158ZM160 254L161 255H158L161 256L164 254L163 252ZM18 253V252H17ZM16 253V254H17ZM35 253V252H34ZM23 254V252H22ZM159 254V253H158ZM225 255V251H218L216 252L214 255L212 256H209L208 260L205 262L206 264H213L212 262L213 261H216V257H220L219 259H221V257L223 258V256ZM226 255H227V252H226ZM21 256V254H20ZM158 256H153L155 257V259L153 258V260L151 259L152 263H155L157 260V257ZM197 256V255H196ZM3 255L0 254V264H4L2 263L3 261ZM24 257V256H23ZM126 257V258H125ZM37 258V256H36ZM97 258V259H95ZM114 258V259H113ZM152 258V257H151ZM159 258V257H158ZM189 257H187L188 259ZM197 258V257H196ZM195 258V259H196ZM199 258V257H198ZM26 259V258H25ZM28 259V258H27ZM26 259V260H27ZM43 259V260H44ZM89 259V260H90ZM186 259V260H187ZM5 260V259H4ZM39 260V261H40ZM42 260V261H43ZM150 260V259H148ZM156 260V261H155ZM193 260V259H192ZM197 260V259H196ZM195 260V262H196ZM200 260V259H198ZM197 260V261H198ZM59 261V260H58ZM180 261V260H179ZM179 261L177 260V262L179 263ZM190 261V260H189ZM4 262V261H3ZM98 262V261H97ZM158 262V263H157ZM156 263L157 264H163L161 263L162 261L160 259H158ZM187 262V261H186ZM191 262V261H190ZM193 262V263H195ZM200 261H198L197 263H199ZM41 263V262H40ZM60 263V262H59ZM176 262H174L175 264ZM177 263V264H178ZM183 263V261H182ZM218 263V262H217ZM173 264V263H172ZM201 264V263H200Z\"/></svg>",
	"mask_w": 264,
	"mask_h": 264
}]
</instances>
